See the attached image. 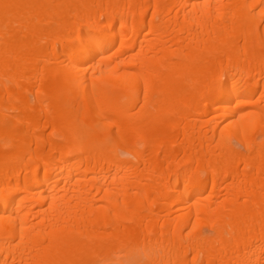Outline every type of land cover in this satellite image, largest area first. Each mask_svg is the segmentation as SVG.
Instances as JSON below:
<instances>
[{
  "label": "bare ground",
  "instance_id": "obj_1",
  "mask_svg": "<svg viewBox=\"0 0 264 264\" xmlns=\"http://www.w3.org/2000/svg\"><path fill=\"white\" fill-rule=\"evenodd\" d=\"M0 264H264V0H0Z\"/></svg>",
  "mask_w": 264,
  "mask_h": 264
}]
</instances>
